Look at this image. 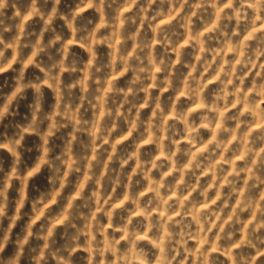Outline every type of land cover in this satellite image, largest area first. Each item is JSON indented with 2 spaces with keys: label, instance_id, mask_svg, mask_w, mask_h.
Listing matches in <instances>:
<instances>
[{
  "label": "clouds",
  "instance_id": "1",
  "mask_svg": "<svg viewBox=\"0 0 264 264\" xmlns=\"http://www.w3.org/2000/svg\"><path fill=\"white\" fill-rule=\"evenodd\" d=\"M0 264H264V0H0Z\"/></svg>",
  "mask_w": 264,
  "mask_h": 264
}]
</instances>
